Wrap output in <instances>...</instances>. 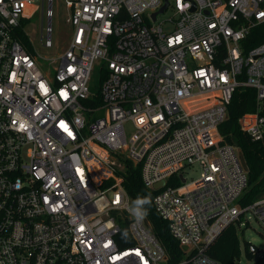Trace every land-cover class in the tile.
Listing matches in <instances>:
<instances>
[{
  "label": "built area",
  "instance_id": "2783aa9c",
  "mask_svg": "<svg viewBox=\"0 0 264 264\" xmlns=\"http://www.w3.org/2000/svg\"><path fill=\"white\" fill-rule=\"evenodd\" d=\"M35 1L0 0V264H173L129 212L138 166L186 251L176 264H222L208 249L228 226L240 242L251 216L264 226V196L239 203L247 173L219 130L253 88L258 111L240 124L264 143V0H64L71 39L44 60L17 35ZM53 2L40 5L48 48Z\"/></svg>",
  "mask_w": 264,
  "mask_h": 264
},
{
  "label": "trees",
  "instance_id": "16d2710c",
  "mask_svg": "<svg viewBox=\"0 0 264 264\" xmlns=\"http://www.w3.org/2000/svg\"><path fill=\"white\" fill-rule=\"evenodd\" d=\"M29 20L22 22V26L17 30V35L32 50L30 37L24 29ZM259 43L260 39L258 38H252L249 41L250 47ZM257 111L256 90L249 87H239L234 92L228 106V117L219 127L223 141L237 146L243 152L247 163V187L239 199V203L242 206L249 205L264 196V143L253 141L240 124V118L244 114ZM259 112L264 116V103ZM124 184L133 201L137 196H151L152 202L147 218L152 225L154 233L164 245L168 253L169 262L173 264L181 262L186 257V251L170 233L168 222L157 213L153 204V198L157 191L148 189L145 186L139 166L128 169L125 174ZM121 236L124 237L122 240L123 245L132 244L130 238L128 239L127 228H123ZM248 245L249 242H246V252ZM208 254L222 264H235L236 259L241 255L238 226L235 224L228 226L211 244ZM247 255L249 257L253 256L250 252H247Z\"/></svg>",
  "mask_w": 264,
  "mask_h": 264
},
{
  "label": "rangeland",
  "instance_id": "374dc122",
  "mask_svg": "<svg viewBox=\"0 0 264 264\" xmlns=\"http://www.w3.org/2000/svg\"><path fill=\"white\" fill-rule=\"evenodd\" d=\"M35 4L31 18L26 25V31L31 39L32 47L40 57V60H44V58L57 59L59 54L66 49L71 39L72 27L67 21L69 14L68 5L64 0H54L53 2V46L48 48L43 46L41 42V27L47 26L48 18L40 10L41 0H36ZM170 14L171 11H167L160 16V19L167 18ZM54 63H57V60ZM98 77L99 72L96 69L91 80L92 89H98ZM199 175L200 171L198 167H192L185 172L187 182L197 179ZM246 242L257 246L259 252L249 257L245 251ZM240 264H264V226L254 216H251L249 226L244 228L243 235L241 236Z\"/></svg>",
  "mask_w": 264,
  "mask_h": 264
},
{
  "label": "clouds",
  "instance_id": "9594fccd",
  "mask_svg": "<svg viewBox=\"0 0 264 264\" xmlns=\"http://www.w3.org/2000/svg\"><path fill=\"white\" fill-rule=\"evenodd\" d=\"M151 202L152 200L150 195L143 197L137 196V198L132 202L129 212L137 221H142L148 215Z\"/></svg>",
  "mask_w": 264,
  "mask_h": 264
},
{
  "label": "water",
  "instance_id": "95a60500",
  "mask_svg": "<svg viewBox=\"0 0 264 264\" xmlns=\"http://www.w3.org/2000/svg\"><path fill=\"white\" fill-rule=\"evenodd\" d=\"M166 6H167V2H166V4L161 8L160 11H164V9L166 8ZM238 157H239V160H240V163H241L242 167H243L245 170H247V163H246L245 157H244V155H243V152H242L241 150H239V152H238ZM160 185H163V181L157 183V184L155 185V187L158 188Z\"/></svg>",
  "mask_w": 264,
  "mask_h": 264
}]
</instances>
